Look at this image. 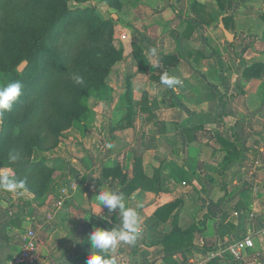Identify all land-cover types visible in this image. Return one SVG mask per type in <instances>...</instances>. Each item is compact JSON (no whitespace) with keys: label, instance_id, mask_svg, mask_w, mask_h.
I'll return each instance as SVG.
<instances>
[{"label":"crops","instance_id":"0c3cea01","mask_svg":"<svg viewBox=\"0 0 264 264\" xmlns=\"http://www.w3.org/2000/svg\"><path fill=\"white\" fill-rule=\"evenodd\" d=\"M127 7L103 107L42 155L45 171L20 174L19 194L0 190V264L27 229L40 237L38 264H86L94 226L120 224L118 211L99 214L103 188L141 221L135 245L110 254L117 264H264V0ZM245 236L241 259L209 258Z\"/></svg>","mask_w":264,"mask_h":264},{"label":"rangeland","instance_id":"374dc122","mask_svg":"<svg viewBox=\"0 0 264 264\" xmlns=\"http://www.w3.org/2000/svg\"><path fill=\"white\" fill-rule=\"evenodd\" d=\"M139 1L144 0H43V3L39 5L32 0H21L19 3L9 5L0 14V81L5 83L8 80L21 81L24 85L23 95H26L29 89L27 88L29 79H35L39 69L45 64H53V59L43 52L42 48L50 47L57 28L66 25L69 19L65 18L67 15L76 16L78 21H85L89 29L90 26L97 28L101 25L98 38L93 34L85 40L86 45L78 46V49L83 48L79 54V68L70 67L64 73L58 72L50 85H47V79L45 84L49 86V90L46 87V93L35 92L20 110L13 106L11 111L0 116V125L11 118L19 120L22 115L29 112V107L32 102L35 103L36 98L45 101L40 116L32 126L27 128L25 136L28 141H32L33 136L30 138V135L36 126L41 125L43 128L40 130V135L44 137L41 145L43 147L34 148L36 152H31L32 156L37 155L36 153L45 155L50 148L45 149L44 147L70 134L67 132L69 128H77V126L80 128V126L84 127L91 123L97 109L103 107V100L106 99L108 93L106 86L103 85V77L111 71L114 57L117 56L116 49H119L118 34L122 32L123 26L122 10L123 14L131 15L132 12H129L131 9L128 11L124 8L129 9L127 6L137 5ZM145 4L149 5L146 2ZM62 8H64L63 13L58 14ZM42 32L46 34L42 35ZM35 48L36 54L28 58L27 54ZM27 60L30 64H27ZM73 74L82 76L83 84H77L73 79ZM55 100L61 102L51 110L49 107ZM47 104L49 107H46ZM50 124L53 127L58 125L60 127L58 132L56 130L48 132ZM3 146L0 148V163L4 164L8 158ZM25 154H29V151Z\"/></svg>","mask_w":264,"mask_h":264},{"label":"trees","instance_id":"16d2710c","mask_svg":"<svg viewBox=\"0 0 264 264\" xmlns=\"http://www.w3.org/2000/svg\"><path fill=\"white\" fill-rule=\"evenodd\" d=\"M21 0H0V14L5 10L9 5L19 3ZM36 5H39L43 3V0H32ZM53 4V3H52ZM59 4V3H58ZM54 5V4H53ZM59 5H62L60 3ZM50 7V5H48ZM64 11V8L58 13L62 14ZM69 14L71 15L70 11ZM59 16V15H58ZM76 16H66L65 18H69L67 20V23L63 27H58L56 33L54 34L53 40L50 43V47H44L43 52L50 55V58L53 59V64L42 66L39 69V72L37 73L35 79L30 80L29 79V88L27 90V94L23 95L20 100L17 102L14 107L17 109H21L22 106H24L25 102L30 99L31 95L35 92H42L46 93V87L49 90V86L51 83H53V78L55 74L58 72H66L70 67L79 68L80 62H79V54L80 51H83V48L78 49V46H84L85 40L87 37H91L93 34L96 36V38L99 37L101 25H99L97 28H92L85 22V21H78ZM1 27V26H0ZM1 32V30H0ZM46 32H42V35H45ZM45 43V42H43ZM65 45V46H64ZM65 47V48H64ZM116 55L114 57V62L121 58V49H116ZM32 51V52H31ZM30 54H27V57L30 58L34 56L37 52L36 48L31 50ZM27 64H30V61H26ZM46 85L45 83L47 82ZM103 85L104 84V77H103ZM53 90V88H51ZM51 94V92H50ZM42 99L36 98L35 103H31L29 107V112L22 115V117L18 120L15 118H11L8 121H6L4 124L1 125L0 128V148L4 144V149L6 153V157L9 158L10 153H18L19 159L16 162H11L9 160V164L14 167L15 175L17 177L22 174L24 176L25 169L29 167L30 165H38V168L41 166V161L44 159L43 156L39 153H36L37 155L33 156L31 159V154L35 153L37 149H41L43 146H41L43 143L44 137L40 135V130L43 128L41 125H37L34 129L32 135H30V138L33 136L32 141H28L26 136V132L28 131L27 128L32 126L34 122L37 120V118L40 116V111L44 108L45 101H41ZM61 102V101H60ZM58 100H55L51 103V107L47 104L46 107H49L51 110L56 108L58 104L60 103ZM32 111V112H31ZM31 112V113H30ZM49 131L52 132L54 130H59L60 127L56 125L53 127L51 124L48 127ZM58 132V131H57ZM55 134V133H54ZM57 142L53 141L47 145L46 148L53 147ZM9 145H12L9 147ZM6 147V148H5ZM29 151V154H25V152ZM23 153V154H22ZM29 156V157H27ZM23 157V158H22ZM237 157V156H236ZM235 157V158H236ZM25 158V159H24ZM23 160V161H22ZM44 171L46 168H44V165L41 166Z\"/></svg>","mask_w":264,"mask_h":264},{"label":"clouds","instance_id":"9594fccd","mask_svg":"<svg viewBox=\"0 0 264 264\" xmlns=\"http://www.w3.org/2000/svg\"><path fill=\"white\" fill-rule=\"evenodd\" d=\"M151 53L156 55L155 48ZM152 67H159L158 61ZM73 79L77 84H83L84 79L80 75L73 74ZM161 82L169 88H175L181 84V81L163 73ZM23 83L19 80H8L6 83L0 81V116L5 112L11 111L14 104L23 95ZM19 159L18 153H10L9 160L16 162ZM26 178H18L15 172L10 168H0V190L8 193L19 194L26 187ZM101 214L104 210L108 214L116 213L120 216L119 226L111 229L95 227L91 231L88 240L90 245V254L87 257L86 264H117L116 259L111 256L115 253L121 244L135 245L141 231V221L138 212L128 207L122 194L111 188H103L96 196ZM101 219L108 220V216L101 215Z\"/></svg>","mask_w":264,"mask_h":264},{"label":"built area","instance_id":"2783aa9c","mask_svg":"<svg viewBox=\"0 0 264 264\" xmlns=\"http://www.w3.org/2000/svg\"><path fill=\"white\" fill-rule=\"evenodd\" d=\"M62 195L66 194L65 189H60ZM64 203L63 198L55 201V206L58 207ZM53 212H47V219H51ZM39 235L33 229H27L20 237L21 245L19 251L11 258L9 264H38L40 260L39 254ZM253 246L251 237L245 236L233 242L219 247L213 252L209 253V258H225L231 257L232 259H241L247 250Z\"/></svg>","mask_w":264,"mask_h":264}]
</instances>
